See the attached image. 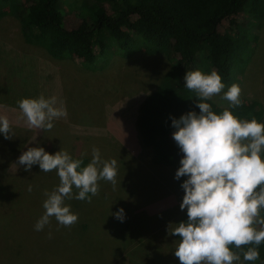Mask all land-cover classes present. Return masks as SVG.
<instances>
[{
  "label": "rangeland",
  "instance_id": "rangeland-1",
  "mask_svg": "<svg viewBox=\"0 0 264 264\" xmlns=\"http://www.w3.org/2000/svg\"><path fill=\"white\" fill-rule=\"evenodd\" d=\"M82 2H59L69 30L87 17ZM239 36L244 41L237 49L232 83L242 89L240 107L260 103L264 108V21L260 26L247 21ZM105 62L99 64L105 68L89 71L78 57L54 59L26 42L19 21L8 12L0 19V116L9 118L13 135L5 139L0 133V264H180L174 255L179 237L169 235V225H178L187 211L180 208L185 192L172 168L154 163L136 126L140 105L172 64L164 54L124 58L116 49ZM225 92L212 101L230 106L222 99ZM40 96H55V107L67 113L52 121L51 130L29 128L18 106L22 99ZM29 147L53 155L63 149L86 165L98 148L102 160L117 161V183L99 181L91 203L66 199L65 206L79 218L71 227L51 217L36 231L46 211L44 193L60 181L55 170L45 173L33 165L25 171L19 165ZM120 209L123 222L114 215Z\"/></svg>",
  "mask_w": 264,
  "mask_h": 264
},
{
  "label": "clouds",
  "instance_id": "clouds-1",
  "mask_svg": "<svg viewBox=\"0 0 264 264\" xmlns=\"http://www.w3.org/2000/svg\"><path fill=\"white\" fill-rule=\"evenodd\" d=\"M184 80L185 87L198 97L200 113L189 112L172 121L173 139L183 153L175 178L187 177L181 185L185 195L180 205L182 211L187 210V222L169 225V235L179 237L174 255L180 264H237L241 255L244 261L254 262L264 243V123L255 118L241 120L227 108L221 114L212 110L205 101L225 88L215 70L210 74L188 71ZM241 93L234 83L222 99L237 108L242 106ZM56 103L55 96H40L22 99L18 106L29 128L47 131L54 119L67 115ZM0 133L5 139L13 137L7 116H0ZM18 163L26 166L25 171L33 165L45 173L55 170L59 177V185L44 193L46 211L35 224L36 231H42L51 217L60 226L71 227L79 218L65 206L66 199L91 203L99 194V181L117 183V161L102 160L95 147L86 166L63 149L53 155L43 147H29ZM73 187L78 190L75 197ZM114 215L123 222V209Z\"/></svg>",
  "mask_w": 264,
  "mask_h": 264
},
{
  "label": "trees",
  "instance_id": "trees-1",
  "mask_svg": "<svg viewBox=\"0 0 264 264\" xmlns=\"http://www.w3.org/2000/svg\"><path fill=\"white\" fill-rule=\"evenodd\" d=\"M59 2L0 0V19L8 12L19 21L27 43L45 49L57 60L78 57L80 66L89 71L105 68L107 65L99 64L101 60L108 62L111 49L124 58L140 52L164 54L172 66L140 105L136 126L154 163L172 168L176 174L183 153L173 139L176 129L172 121L189 112L200 113L197 95L185 87L186 73L200 70L210 74L215 70L226 91L238 84L232 83V70L244 41L239 32L247 21L261 25L264 0H83L87 17L73 30L67 28ZM205 102L217 114L227 108L241 120L255 118L264 123L260 103L243 109ZM82 166H86L85 161ZM186 179H176L182 190ZM181 222H187V211ZM233 250L240 251L234 246ZM258 251L259 259L254 262L244 261L241 255V264H264V243Z\"/></svg>",
  "mask_w": 264,
  "mask_h": 264
}]
</instances>
